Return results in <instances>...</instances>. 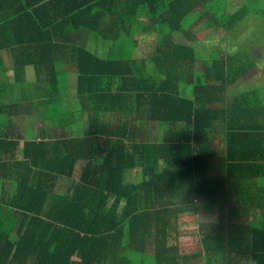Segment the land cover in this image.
<instances>
[{"label": "trees", "instance_id": "1", "mask_svg": "<svg viewBox=\"0 0 264 264\" xmlns=\"http://www.w3.org/2000/svg\"><path fill=\"white\" fill-rule=\"evenodd\" d=\"M59 1L46 17L50 30L2 33L42 45L22 47L15 66L18 83L27 66L36 69L34 115L47 129L41 142L26 141L17 127L26 98L5 104L0 81V189L18 186L8 204L15 224H0V264H186L179 225L183 214L199 213L200 190L201 200L220 201L222 216L244 209L205 189L227 187L229 172L215 181L200 173L217 118L227 122L212 105L253 64L215 52L204 83H195V44L174 39L193 36L183 29L198 0ZM140 46L150 63L133 58ZM154 123L163 133L155 143Z\"/></svg>", "mask_w": 264, "mask_h": 264}, {"label": "crops", "instance_id": "2", "mask_svg": "<svg viewBox=\"0 0 264 264\" xmlns=\"http://www.w3.org/2000/svg\"><path fill=\"white\" fill-rule=\"evenodd\" d=\"M54 1L60 2L59 0H0V81L7 85L3 95L9 100L5 104H13L15 96L23 95L26 98V101L19 102V118L23 119V123H18L17 127L20 129L23 127L22 133L27 142H41L43 139L42 130L47 128L34 115V105L37 102L33 100V97L38 95L36 85L33 84L38 78L36 69L33 66H27L24 74L20 76L24 83H18V70L15 65L26 57L21 53L22 47L42 45L5 41L2 33L50 30L51 28H46V26L53 25H47L45 21H47L48 15L57 10L56 5L52 4ZM198 1L201 4L196 12L191 14L195 16V21H187L184 31L191 33L192 28L201 24V28L210 29L214 35L216 34V41L219 40L217 35L219 36L221 31L224 32L223 37L232 31L259 33L262 38L259 45L261 46L259 50L261 58H258L259 62H255L253 58L255 56L252 54L249 56L246 52L234 54L225 52L220 49V43L217 42L212 46L213 49L207 59H203L195 44L200 57L195 69V83L197 84L204 83V70L210 69L207 67L214 65L215 52H220L222 55L244 56L253 64V70L243 78H238L237 81L230 80L223 97L212 105L214 112L228 114L227 122L223 121L225 120L224 116L217 118L210 144L206 146L210 155V158L206 159L208 168L205 171L201 170L200 173L202 179L208 180L210 177V181H215L223 178L226 172H229L232 180L227 187L218 185L216 188L215 183H212L205 189H215L214 197L218 200L227 197L229 207L237 206L244 209L238 214L229 211V215L222 216L218 210L220 201L214 202L207 197L201 200V197L204 196L201 195L200 190L198 201H196L200 205L199 213L193 216L188 214L194 218L196 228L191 231L181 230L179 241L180 239L186 241H180V250L182 255L190 257L191 261L186 264H209L208 261L212 258L214 261L211 264H264V86L262 90L252 91L253 87L264 83V72L262 73V69L264 70V0ZM46 4H52L50 9H42ZM65 7L66 5L63 4L61 11ZM221 17L224 18V22L219 20ZM195 39L193 36L186 38V35L183 34L174 40L186 44L190 41L196 43ZM255 41L252 39L251 42ZM110 47L116 51L115 42ZM112 52L114 53V50ZM149 52L146 46H140L134 50L133 58L138 61L147 58V62L150 63ZM201 60L202 78L198 76L197 72ZM246 80L248 84H246ZM226 125L229 128L228 137L219 131L223 130L221 128ZM75 128L69 129V136L74 133ZM159 129L160 127L156 123L149 127L148 138L151 142L155 143L161 137L163 138V133ZM86 131L80 134L77 130V136H86ZM222 164L225 171L222 170ZM82 166L83 164L77 166L76 177L80 176ZM138 175L140 174L138 173ZM197 181L199 180L197 179ZM17 187V185L13 186V183H9L7 187L0 189L2 205L0 224L7 226L12 224V227L15 224L14 209L8 204L16 194ZM187 223L190 222L185 221L183 224Z\"/></svg>", "mask_w": 264, "mask_h": 264}, {"label": "rangeland", "instance_id": "3", "mask_svg": "<svg viewBox=\"0 0 264 264\" xmlns=\"http://www.w3.org/2000/svg\"><path fill=\"white\" fill-rule=\"evenodd\" d=\"M200 26H196L195 28L191 29V33L193 34V37H195L196 39V46L199 49V53L200 56L203 59H207V57L211 54L212 51V46L216 45L217 42L220 43V49H222L225 52H230L231 54L234 53H240V52H246V54H248L250 56V54H252L255 60V62H259L258 58H261L260 54H259V50H260V42L262 39L261 36H259V33H249V32H229L226 33V36L223 37L222 35L224 34L223 31H221V33L219 34V36L217 35V37L219 38V40L216 41V34L214 35L212 33V31L210 29H203L201 28V24H199ZM187 27H189V25H187ZM193 27V26H192ZM195 33V36H194ZM252 39H255V42H251ZM260 40V41H259ZM182 41V40H181ZM263 41V40H262ZM256 50V51H255ZM201 63L202 60L199 61V66H198V76L202 78V70H201ZM260 71V70H258ZM257 71V72H258ZM256 72V73H257ZM264 72V70L262 69V73ZM249 83L250 80L248 79ZM246 84L247 80H246ZM245 85V84H244ZM243 85V87H244ZM260 85V84H259ZM264 86L260 85V86H256L253 87L252 91H258V90H262ZM251 92V91H250ZM193 216V215H192ZM182 222L179 225V230H194L196 228L195 220L193 217H191L188 214H183L182 216ZM185 221H188L190 223L187 224H183ZM180 241H186L185 239H180Z\"/></svg>", "mask_w": 264, "mask_h": 264}]
</instances>
